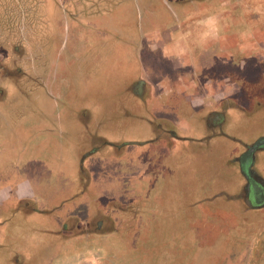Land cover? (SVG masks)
Instances as JSON below:
<instances>
[{
  "label": "rangeland",
  "instance_id": "1",
  "mask_svg": "<svg viewBox=\"0 0 264 264\" xmlns=\"http://www.w3.org/2000/svg\"><path fill=\"white\" fill-rule=\"evenodd\" d=\"M239 1L0 0V181L28 180L34 192L18 206L17 193L4 200L0 222L10 226L0 264H254L260 214L205 199L235 179L234 160L264 139V61L260 68L229 63L247 76L243 88L219 82L217 100L230 106L222 110L211 99L199 108L220 122L208 127L191 116L183 131L184 108L162 105L172 99L178 107L189 95L181 97L171 78L170 93L146 89L142 96L144 78L152 88L160 81V66L145 56L135 30L145 16L173 28L161 10L194 2L214 16L224 12L232 33ZM65 42L82 50L65 53ZM131 77L140 83L135 93ZM247 159L264 178V148ZM16 187L0 184V197Z\"/></svg>",
  "mask_w": 264,
  "mask_h": 264
},
{
  "label": "crops",
  "instance_id": "2",
  "mask_svg": "<svg viewBox=\"0 0 264 264\" xmlns=\"http://www.w3.org/2000/svg\"><path fill=\"white\" fill-rule=\"evenodd\" d=\"M49 1L52 2L55 0H49ZM204 8H206V6L203 3H200V6L198 5L196 6L194 2L193 5H191V3L188 2L186 7L185 6L182 7L179 5L174 9H165L164 11L161 10L160 13L163 12L166 17H168L169 19H173V22L175 24L173 28H170L169 25H167L166 23L160 25L154 24V22L157 21V19H155L154 16H145L142 19V22L139 23L138 28H135V30L138 31L137 35L139 39H141L143 42L145 48L144 51L145 56H150L151 59H153V62L157 60L159 63L158 66H160L159 69H156L154 71V74L160 78V81L156 83V86L152 88L149 85V81H148L149 77H146L147 79L144 78L143 80L144 88H143L142 96H144V98L147 99L146 89H148L147 91L149 92H153L156 89V91L158 90L159 92H164L163 95H165V92L167 91H168L167 93H170L169 90L166 89L165 83H167L171 78L172 81L176 84V87L179 88L178 91L179 93H181L180 95L181 97H182V93L183 94L188 93L190 95V96L189 95L183 96L182 99H180L181 100L180 104L178 105L177 103L178 107L174 105L175 103H171L174 102V100L172 99L170 103L166 104L168 101L167 100L162 104L164 107L168 106L169 104H173L172 106L174 107V110L179 109L181 111L184 108L185 114L181 116L182 118L178 119L179 122L177 121L178 127L181 128V130L183 131L191 128L190 123L187 125L188 122L187 119H189L190 122L191 121L190 119H192L190 118L191 116H197L195 117V119H198L199 122L200 119L207 121L208 126L210 123L215 122V117H212L211 115L213 111H210L208 113L207 110L203 109V107L199 108V106L211 105L212 104L211 99L214 100V104H215V100H217L218 93L215 92L214 87L221 85L219 82H222L225 79H229L227 78L228 76L226 75H218L216 73L218 71V67L223 65H229V63L234 65V63L237 61L239 63H243V61L256 62L257 64H255V68L258 67L260 68L264 66V65L261 66L260 63L261 61H264L263 60L264 59V0H248L247 3L245 2V0H241L239 2H235L232 5V9L237 10L238 15H240L235 19V22L232 23L233 25L232 33L229 32L230 21L229 20L226 22L223 21V19L226 18V14L224 12L217 13L214 16L213 13L210 12L211 9L210 10L205 9L208 11L203 12ZM202 13L205 14L200 15ZM255 15H257V17H255ZM240 18H243L244 20H241ZM97 23H100L98 19L90 22V24L93 25ZM186 28L193 29L194 31L191 30L193 31V33L190 31L186 32ZM36 29L37 27L35 28V30ZM226 32H229V34L225 35ZM80 35L73 36L75 38L73 39V41L80 40L81 39ZM37 36H38V30L35 32L36 42H37ZM102 44L103 43H99V45ZM76 47L77 45L70 47V45H68L65 42V45L63 46V50L65 51V53L70 52L73 54ZM197 48H199L200 51ZM58 50L60 51V47ZM81 50L82 49L78 47L75 50V52L77 53ZM135 51H137V48L133 50V53ZM59 56L61 57V55ZM76 59L79 58L76 57ZM95 59L96 57L93 56L92 60ZM115 63L116 62L114 61V65ZM164 64H167L171 68L174 75L169 74V72H167L164 69ZM196 65L197 68H195ZM128 73L129 74L134 73V69L132 65H131V70ZM202 78H209L211 80H205L204 82H202L201 80ZM139 84L140 83L137 80H135V78L132 79L131 77L132 90L131 89L130 90L134 91L133 90L134 87L136 90V87ZM237 85L235 83L231 84L230 88H235V87L237 88L238 87ZM163 89H166V91H163ZM127 90L128 89H125L124 92H127ZM229 90L230 89H228L226 92H228ZM199 93H203V96H199ZM136 96L138 97V94ZM139 98L142 97L139 96ZM197 99H199V101ZM194 100H197L195 102V106L198 107H195L191 104ZM143 105H145V103H143ZM181 106L183 107L181 108ZM137 107L138 106H136V108ZM130 112H131L130 108L128 113L124 110L123 117L130 114ZM134 112L135 110H133L132 114H134ZM169 119L170 118L167 117L164 119L163 122L167 123L169 122ZM170 121L175 123V120H173V118H171ZM216 121L220 122V118L217 117ZM253 153L252 154L247 153V154L248 156H250L253 155ZM236 173L237 175L235 176L234 180L233 178H231V179H227L228 181H223L221 183V186L225 185V187L221 188L220 191L216 192L214 195L210 196V198H207L205 200H211L212 202H218V201L224 202L225 206H231V208H234L235 206L241 211L251 210L255 214H260L259 216L256 215L257 216L256 220L258 222L259 221L264 222V215H261L264 214V200H260L259 203L258 202H256L255 204L252 203L251 205H248V203H244L242 200H236L235 198L236 193L242 187V180L239 177L240 175L238 172ZM255 174L264 185V178H261L256 172ZM28 182H29L28 180H25L21 182V184L15 185V182L11 180L10 177L2 179L0 181V184L3 185V188L10 189L11 187L13 188H15L16 186L17 187H16V191L7 192V194L4 190H2L3 194L2 197H0V210H2L3 203L5 202L4 200L11 199V197L13 196L12 194L14 193H17L18 196L17 206L19 202L23 201L25 198L29 199L33 197L34 192L28 188V186H30ZM229 186L230 188H228ZM228 189L229 191H227ZM216 198H218L217 201H215ZM197 203H200V201L196 202V204ZM209 205H212L214 209L217 208L216 203H210ZM26 211H27L26 214L30 215V211L28 209H26ZM207 220H214V219L212 218ZM9 226L10 225L8 223L5 225V222L3 221L0 222V243H2V245H0V248L4 247L5 236L6 233H8ZM236 226L238 228L241 227L243 228V226L240 225H233V228H235ZM263 231H264V226L262 224L260 227L256 228V231L254 230L252 232L257 234L255 236V239L260 238V235H262ZM250 234H247L246 236ZM259 242L260 241H258V245ZM261 248H262L261 257L263 258L261 259V264H264V242L261 243Z\"/></svg>",
  "mask_w": 264,
  "mask_h": 264
},
{
  "label": "flooded vegetation",
  "instance_id": "3",
  "mask_svg": "<svg viewBox=\"0 0 264 264\" xmlns=\"http://www.w3.org/2000/svg\"><path fill=\"white\" fill-rule=\"evenodd\" d=\"M193 29H189L186 28V32L190 31L193 33V31H191ZM264 69V68H263ZM218 74L220 75H226L228 76L227 78H229L228 80L232 81V84H239L241 82V84H243V80L244 77L246 80L247 76L244 75L242 73V71L240 69H238L237 67L234 66H229V65H223L218 67ZM248 75V74H247ZM244 76V77H242ZM262 77L264 78V76L262 75ZM241 79V80H240ZM237 80V81H235ZM238 89L240 90V88H243V85H237ZM251 85L246 84L245 87H250ZM258 86L253 87L251 86L250 88H253L255 91ZM250 90H248V95L238 99L239 101H242V103H246L249 101L250 98ZM228 98H224L222 101H217L219 102V107L222 106L221 108H224L222 110H225V108H227L228 106H230V102H228ZM221 110V112H222ZM220 111V110H219ZM217 113L213 112L211 113L212 117H215V121L217 120L216 115ZM209 126L211 127H215V125L212 126V123L209 124ZM208 126V127H209ZM250 147H246V149L241 153V156L239 158H236L234 160L235 163H237V172L239 173V177L242 180V187H241V192H242V197H237L235 196L236 200H242L244 203H248V205H251L252 202H258L260 200H264V185L262 184L261 180H259V178L257 177V175L254 172L253 169V162L250 163L249 160L247 159V157H251L252 155L248 156V151H249ZM236 183V182H235ZM235 200V199H234ZM259 206V205H258ZM257 206V207H258ZM255 207V206H252ZM258 241L259 245H258ZM264 242V231L262 232V235H260V238L255 239V248H257L255 251H253V257H254V264H261V259H263L261 256V243Z\"/></svg>",
  "mask_w": 264,
  "mask_h": 264
},
{
  "label": "water",
  "instance_id": "4",
  "mask_svg": "<svg viewBox=\"0 0 264 264\" xmlns=\"http://www.w3.org/2000/svg\"><path fill=\"white\" fill-rule=\"evenodd\" d=\"M260 148H264V139H260V140H258L256 143H254V144L250 147L248 153H249V154H252L253 152H255L256 150H258V149H260Z\"/></svg>",
  "mask_w": 264,
  "mask_h": 264
}]
</instances>
